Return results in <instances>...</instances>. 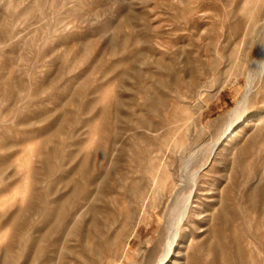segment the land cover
Here are the masks:
<instances>
[{"label": "rangeland", "instance_id": "1", "mask_svg": "<svg viewBox=\"0 0 264 264\" xmlns=\"http://www.w3.org/2000/svg\"><path fill=\"white\" fill-rule=\"evenodd\" d=\"M263 64L264 0H0V264H264Z\"/></svg>", "mask_w": 264, "mask_h": 264}, {"label": "bare ground", "instance_id": "2", "mask_svg": "<svg viewBox=\"0 0 264 264\" xmlns=\"http://www.w3.org/2000/svg\"><path fill=\"white\" fill-rule=\"evenodd\" d=\"M263 70H264V64H263V66H261V68L259 69V75L258 76H261V74H262V72H263ZM249 86H252V84L250 83V85ZM253 87V86H252ZM249 88H251V87H249ZM252 89V88H251ZM249 90V89H248ZM248 93H250V92H248ZM245 95V94H244ZM244 98V97H243ZM245 100H246V97L242 100V101H240V104L243 102V103H245ZM241 105H238L236 108H234L233 110H232V113H239L240 112V107ZM236 121V120H235ZM234 121V122H235ZM233 122V121H232ZM231 122V123H232ZM218 143H219V141H217L214 145H213V147H212V150H211V153H210V155H209V157H208V161H210L212 158H213V156H214V153H215V149H216V147H217V145H218ZM198 172V171H197ZM196 174V173H195ZM194 175V174H193ZM192 193H193V191L190 193V197L189 198H187V200L186 201H184V203H185V208H183L182 207V209H184L183 210V215H182V220L184 221L185 220V217H186V215H187V212H188V209L190 208V204H191V201H190V199H191V196H192ZM182 206H183V204H182ZM181 209V208H180ZM179 209V210H180ZM178 220V219H177ZM178 224H179V222H177ZM176 223V224H177ZM175 224V225H176ZM178 226V225H177ZM180 226V225H179ZM179 226L177 227V231H176V229H175V231H176V236L174 237V240H176L177 239V236H178V229H179ZM175 228H176V226H175ZM175 231H174V233H175ZM175 235V234H174ZM174 242V241H173ZM176 242V241H175ZM169 250H168V253H167V257L169 256V254L172 252V250H173V245H171L169 248H168ZM161 264H163V263H161Z\"/></svg>", "mask_w": 264, "mask_h": 264}]
</instances>
